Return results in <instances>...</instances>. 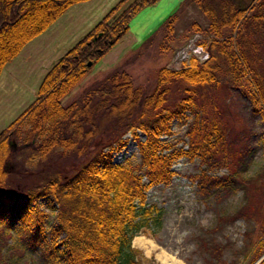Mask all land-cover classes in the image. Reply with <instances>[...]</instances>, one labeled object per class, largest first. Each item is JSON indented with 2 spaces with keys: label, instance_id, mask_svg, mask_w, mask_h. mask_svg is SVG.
I'll list each match as a JSON object with an SVG mask.
<instances>
[{
  "label": "trees",
  "instance_id": "16d2710c",
  "mask_svg": "<svg viewBox=\"0 0 264 264\" xmlns=\"http://www.w3.org/2000/svg\"><path fill=\"white\" fill-rule=\"evenodd\" d=\"M83 1L0 0V72L28 41ZM157 1L119 0L45 73L36 98L0 131V264H21L23 252L35 246L43 264H159L133 247L132 239L146 231L153 236L161 227L163 208L148 204L146 191L169 184L172 165L180 157H197L204 164L188 177L206 206L241 189L239 205L232 210L214 208V224L194 237V253L203 264H235L222 258L223 245L214 234L236 218L250 224L257 207L255 179L262 181L264 197V164L252 174L241 165L231 174H213L215 166L229 159L224 127L208 114L204 90L218 89L228 77L242 87L252 110L264 120V0H256L250 14L248 6L238 8L234 0H183L161 25L163 41L169 44L178 33L179 10L194 5L207 25L192 20L185 29L208 35L196 39L199 46H207L210 37L205 61L192 57L180 68H159L150 92L117 68L62 103L127 33L132 17ZM173 88L178 96L171 103ZM219 93L222 96V90ZM212 108L220 114L214 103ZM188 110L193 119L185 131L187 147L164 151L171 145L161 136L171 133L172 119L185 120ZM127 134L136 142L139 159L115 163L112 153L125 146ZM74 160L83 161L74 167ZM68 166L73 172L65 175ZM41 197L49 200L53 214L46 232ZM259 215L257 237L263 238L255 248L248 242V229L246 242L237 249L242 257L254 251L248 263L264 250V207ZM256 264H264V257Z\"/></svg>",
  "mask_w": 264,
  "mask_h": 264
},
{
  "label": "rangeland",
  "instance_id": "374dc122",
  "mask_svg": "<svg viewBox=\"0 0 264 264\" xmlns=\"http://www.w3.org/2000/svg\"><path fill=\"white\" fill-rule=\"evenodd\" d=\"M234 1L238 8L248 6L246 13L250 14L251 7L256 0ZM181 4L172 11L176 12ZM178 16V33L170 42L168 40L169 44L164 43L165 29L161 28L168 16L161 20L159 26H156L157 28L149 32L148 35L143 36L144 39L138 41V44L133 43L130 39V37L134 38L130 34L133 32L138 33V31L134 27L130 29L129 26L127 34L120 38L109 52L91 66L85 77L69 90L62 103H69L94 81L103 78L109 71L117 68L126 70L135 84L150 92L155 86L156 74L159 68L163 66L173 69L180 68L182 64L187 65L192 57L199 62L205 61L209 56L208 41L210 37L206 43L207 46L196 45V39L206 34L203 32L194 34L187 31L185 25L194 20V22L204 27L207 25L206 18L194 5L185 8L182 12L179 10ZM206 37L208 38V35ZM254 40L256 42V39ZM261 62L264 67V50H262ZM218 89H220L219 92L222 90V96H220ZM218 89L204 90L207 97L205 104L209 110L208 114L224 127L225 154L229 162L215 166L212 172L215 175L231 174L233 169L241 165L244 166L246 173L252 174L259 165L264 164V120L260 114L252 110L251 103L243 93L242 87L233 83L228 77L222 79ZM177 90L176 88L172 89L170 94L171 103L178 96ZM213 103L220 114L213 110ZM186 114L187 118L183 121L176 118L172 119L170 121L171 133L161 136V140L171 145L170 148L164 151L177 147H187L188 137L185 131L187 124L193 119V114L189 110L186 111ZM12 118L0 121V131L8 125ZM125 137H127L125 146L120 151L112 153V161L115 163H123L126 160L137 161L139 159L135 140L129 134ZM139 137L140 139L144 137L141 132H139ZM82 161L74 160V167H77ZM69 167L64 169L65 175H70L73 172L72 170L68 171ZM202 167L205 166L200 163L197 157L193 160L180 157L172 165L174 175L171 182L167 185L161 183L153 185L146 191V202L148 204L154 203L163 208V220L161 227L153 236L148 234L147 231L138 234L151 239L157 247L150 255H146L144 250L138 247L145 257H153L159 264H162L157 254L164 252L174 255L184 264H203L198 255L194 253L195 235L200 234L202 229H207L214 224V208L224 205L232 210L237 207L242 200V191L236 189L226 193L218 201L213 200L209 206H206L198 200L195 182L188 177L199 172V168ZM255 181L253 200L257 207L250 214V224L243 218H236L230 223L223 224V227L214 234L220 244L223 245L221 249L222 258L226 261H233L235 264H256L264 257L263 250L256 259L248 263L254 251L245 257H242L241 253L237 251L243 245V242H246L247 239H245L244 233L248 229L250 231L248 242L252 241L255 248L257 242L263 238L257 237L258 226L261 222L259 214L261 208L264 207V197L261 194L262 181L259 179H255ZM38 205L39 210L47 215V217L44 216L46 232L47 226L53 220L52 209H50L51 204L47 198L41 197L38 200ZM39 253V246L24 251L20 263L43 264Z\"/></svg>",
  "mask_w": 264,
  "mask_h": 264
},
{
  "label": "crops",
  "instance_id": "0c3cea01",
  "mask_svg": "<svg viewBox=\"0 0 264 264\" xmlns=\"http://www.w3.org/2000/svg\"><path fill=\"white\" fill-rule=\"evenodd\" d=\"M118 1L86 0L72 4L44 32L28 41L13 59L5 63L0 72V121L14 116L12 121L35 99L45 73ZM182 1L158 0L142 8L130 21V29L134 27L138 31L130 34L134 37H130L132 42L144 39L143 36L157 28L164 17L174 13L172 10Z\"/></svg>",
  "mask_w": 264,
  "mask_h": 264
},
{
  "label": "bare ground",
  "instance_id": "6f19581e",
  "mask_svg": "<svg viewBox=\"0 0 264 264\" xmlns=\"http://www.w3.org/2000/svg\"><path fill=\"white\" fill-rule=\"evenodd\" d=\"M132 246H137L144 250L146 255H150L152 251H154L157 247L153 243V241L149 238H146L142 235H135L132 239ZM157 257L159 258L162 264H184L182 261L177 259L174 255L169 253H158Z\"/></svg>",
  "mask_w": 264,
  "mask_h": 264
}]
</instances>
